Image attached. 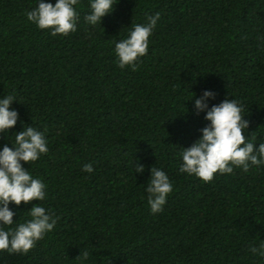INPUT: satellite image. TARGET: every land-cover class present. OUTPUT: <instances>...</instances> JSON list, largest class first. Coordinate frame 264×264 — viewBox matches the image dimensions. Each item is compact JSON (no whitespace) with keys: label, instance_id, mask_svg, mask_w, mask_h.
I'll return each instance as SVG.
<instances>
[{"label":"trees","instance_id":"obj_1","mask_svg":"<svg viewBox=\"0 0 264 264\" xmlns=\"http://www.w3.org/2000/svg\"><path fill=\"white\" fill-rule=\"evenodd\" d=\"M35 6L0 0V98L15 96L19 113L0 147H12L21 121L45 133L48 153L23 166L46 183V199L9 207L14 221L37 203L59 219L27 254L0 251V264H80L83 251L86 264H264L248 251L264 243V167L207 183L178 172L180 147L208 123L191 100L205 89L216 93L209 106L239 100L246 135L264 142V0H118L94 28L79 0L68 36L28 22ZM157 12L137 69L119 68L113 41ZM152 166L173 185L155 215Z\"/></svg>","mask_w":264,"mask_h":264},{"label":"clouds","instance_id":"obj_2","mask_svg":"<svg viewBox=\"0 0 264 264\" xmlns=\"http://www.w3.org/2000/svg\"><path fill=\"white\" fill-rule=\"evenodd\" d=\"M117 3L118 0H88L84 22L93 28L98 24L101 26L102 18L111 14ZM78 4L79 0H36V6L26 11L25 17L38 29L50 30L53 36H68L77 30ZM160 18L157 12L148 16L143 24L125 27L126 37L113 41L119 68L137 69L140 58L147 54L149 38ZM194 97L195 94L191 99L194 114L204 113L203 119L208 123L199 130L200 135L189 147H180L178 172L207 183L217 174H232L236 168L248 172L264 167V142L254 143L255 137L249 139L246 135L250 122L244 119V107L240 101L225 97L220 103L209 106V102L216 98L211 89L203 90L198 98ZM13 101H17L13 95L0 98V134L13 128L19 120V113L11 107ZM183 113H187L185 107ZM21 125L22 130L15 133L14 141L10 143L12 147H0V251L9 255L27 254L56 228L59 219L37 203L26 211L29 219L13 220L16 212L9 207L10 204L18 207L22 202L28 205L34 200L46 199V183L23 165L36 162L48 153V140L44 132L24 125L22 121ZM132 168L137 174L144 172L143 164L132 165ZM82 171L93 173L92 163L84 164ZM149 172L146 201L150 214L155 215L164 210L173 185L162 169L152 166ZM248 251L253 256L264 257V243L259 247L250 246ZM88 258L89 252L83 251L76 259L80 264H86Z\"/></svg>","mask_w":264,"mask_h":264}]
</instances>
